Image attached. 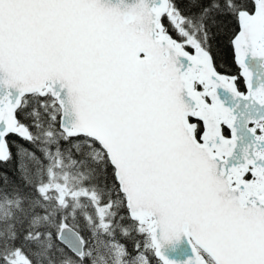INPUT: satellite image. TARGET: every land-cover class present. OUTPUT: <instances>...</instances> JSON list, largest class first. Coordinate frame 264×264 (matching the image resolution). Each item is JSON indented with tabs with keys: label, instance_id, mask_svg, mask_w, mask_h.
<instances>
[{
	"label": "snow or ice",
	"instance_id": "snow-or-ice-1",
	"mask_svg": "<svg viewBox=\"0 0 264 264\" xmlns=\"http://www.w3.org/2000/svg\"><path fill=\"white\" fill-rule=\"evenodd\" d=\"M57 158L121 264H264V0H0V189L36 192L0 264H95L28 179Z\"/></svg>",
	"mask_w": 264,
	"mask_h": 264
},
{
	"label": "trees",
	"instance_id": "trees-1",
	"mask_svg": "<svg viewBox=\"0 0 264 264\" xmlns=\"http://www.w3.org/2000/svg\"><path fill=\"white\" fill-rule=\"evenodd\" d=\"M57 160H60L59 163L61 164L63 172L66 171V173L72 179L73 182L72 187L75 186V188L77 189L79 188L82 190V192H84L85 189H84L83 181L85 176L87 175L86 171L82 175L79 167L70 168L68 167V165L64 164V162L59 158L55 159L54 161ZM56 163L57 162L52 161L49 164L42 165L41 168L42 175L41 176L29 175L28 179L30 183L36 184L37 187L40 188H44V185L47 183L48 180L50 181L51 184H53V181H55L56 178L51 177L50 167L56 173L58 169V167L55 165ZM17 184L19 185V188H17L16 185L9 184L6 189H0V204L6 206L7 202H15V204L11 205L10 209H8V211L11 212L10 215H8L7 218L4 217L1 219L0 232H2L4 235L3 236L0 235V236L4 237V239L6 238L11 239L14 235H22L23 231L28 228L27 222L23 224L19 223V221L23 218L21 205L22 203L26 202L29 198H36V192L33 190V188L24 186L22 181L17 180ZM5 191L8 192V195H4ZM82 192L73 195L68 194L65 197L67 199L64 198L63 200H60L59 195L56 194L55 191H52L48 193L46 199L49 205H51V207L56 209H62L64 204L73 205L74 208L79 207L78 216H83V219L80 220L81 229L82 230L85 229L86 227L85 220H87V227L92 228L93 234L96 237L93 246V250L96 252L95 264H120V262L118 263L116 261L114 250L112 249L115 246V241L105 240V238L102 235H97V233L102 234L104 232L109 231L104 221L106 210L104 212H101L99 208H96V210L93 211L89 203V200L81 199V197L85 196L82 194ZM41 195H44L43 192L41 193ZM88 195L89 197H91L92 204H95L96 202L95 197L92 196L91 193H88ZM18 201H20L21 203H18ZM97 220H99V223H96ZM84 235L85 236L88 235L87 231H84ZM109 235H111L110 232ZM17 242L21 243L19 240H17ZM52 243L55 246V241H52ZM45 248L41 247L43 251L40 250V252L44 254ZM8 249H10V247ZM26 250L27 247L25 246L23 252H25ZM87 254L88 251L86 250L85 255ZM54 260L56 264H78V262L75 261L69 255H65L63 259H61L60 256H55ZM44 264H48V261L45 258H44Z\"/></svg>",
	"mask_w": 264,
	"mask_h": 264
},
{
	"label": "rangeland",
	"instance_id": "rangeland-1",
	"mask_svg": "<svg viewBox=\"0 0 264 264\" xmlns=\"http://www.w3.org/2000/svg\"><path fill=\"white\" fill-rule=\"evenodd\" d=\"M59 161L60 160L53 161V162H57L55 164L58 167L56 173L50 167V171H51L50 175L52 178H56V180L53 181V184H51L50 181L48 180L47 183L44 185L43 189L46 190V198L48 196V193L52 192V191H47L48 189H54L55 193L59 195L60 200H63L68 194L73 195V194H77L79 192H82L81 189H79V188L77 189V188H75V186L72 187V185H73L72 179L66 173V171L63 172L61 164L59 163ZM43 194L45 195V192H43ZM82 194L86 195L85 191L82 192ZM14 204H15V202H7L6 206L0 204V224H1L2 218H4V217L7 218V216L10 215L11 212H9L8 209H10L11 205H14ZM43 222H44L43 220L40 221L41 224ZM0 235L3 236L4 234L2 232H0ZM1 236H0V241L7 242L8 240H11L8 238L4 239V237H1ZM16 243L19 244L17 241H16ZM48 243H49V241L47 238H45L43 240L34 239L32 245L26 246L27 250L25 252L19 251V252L15 253L17 264H41V263L44 264V254L42 252H40V250H42L41 247L45 248ZM9 247H10V249H8L9 252L14 251L13 248H11V246H9ZM112 249L114 250V255L116 257V261L118 263L120 262V264H121L122 257L120 254V250L115 246ZM37 251H39L41 253V256L39 258H37V256L34 254ZM25 254H27V255H25ZM29 258H31V259H29Z\"/></svg>",
	"mask_w": 264,
	"mask_h": 264
},
{
	"label": "bare ground",
	"instance_id": "bare-ground-1",
	"mask_svg": "<svg viewBox=\"0 0 264 264\" xmlns=\"http://www.w3.org/2000/svg\"><path fill=\"white\" fill-rule=\"evenodd\" d=\"M42 264V263H41Z\"/></svg>",
	"mask_w": 264,
	"mask_h": 264
},
{
	"label": "water",
	"instance_id": "water-1",
	"mask_svg": "<svg viewBox=\"0 0 264 264\" xmlns=\"http://www.w3.org/2000/svg\"><path fill=\"white\" fill-rule=\"evenodd\" d=\"M85 254V253H84Z\"/></svg>",
	"mask_w": 264,
	"mask_h": 264
}]
</instances>
